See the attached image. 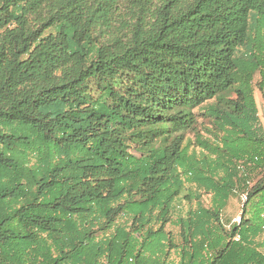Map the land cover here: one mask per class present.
<instances>
[{
	"label": "trees",
	"instance_id": "trees-1",
	"mask_svg": "<svg viewBox=\"0 0 264 264\" xmlns=\"http://www.w3.org/2000/svg\"><path fill=\"white\" fill-rule=\"evenodd\" d=\"M255 87L264 0H0V264H264Z\"/></svg>",
	"mask_w": 264,
	"mask_h": 264
},
{
	"label": "rangeland",
	"instance_id": "rangeland-1",
	"mask_svg": "<svg viewBox=\"0 0 264 264\" xmlns=\"http://www.w3.org/2000/svg\"><path fill=\"white\" fill-rule=\"evenodd\" d=\"M259 81V75H256L254 78V86H256L257 82ZM255 97L259 108V115L261 118V122L264 126V96L263 94L255 87ZM200 122L203 121V118H199ZM243 199L241 195L234 196L231 198L228 207L226 208L224 212L223 219L225 223L229 224L232 223L233 219L239 217L241 215V212L243 210ZM205 205L210 204V198L206 197L204 198ZM228 225V226H229Z\"/></svg>",
	"mask_w": 264,
	"mask_h": 264
},
{
	"label": "built area",
	"instance_id": "built-area-1",
	"mask_svg": "<svg viewBox=\"0 0 264 264\" xmlns=\"http://www.w3.org/2000/svg\"><path fill=\"white\" fill-rule=\"evenodd\" d=\"M241 197H242L243 201H245L246 198H247L246 195H244V194L241 195ZM241 219H242V217H241V215H240L239 217L233 219V221H232L231 224H240V223H241ZM229 227H230V225H229ZM240 239H241V237H240L239 234H237V235L234 237V241H236V242H239Z\"/></svg>",
	"mask_w": 264,
	"mask_h": 264
},
{
	"label": "crops",
	"instance_id": "crops-1",
	"mask_svg": "<svg viewBox=\"0 0 264 264\" xmlns=\"http://www.w3.org/2000/svg\"><path fill=\"white\" fill-rule=\"evenodd\" d=\"M174 230H175V233H177V232H178L176 229H174Z\"/></svg>",
	"mask_w": 264,
	"mask_h": 264
}]
</instances>
